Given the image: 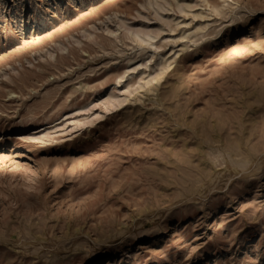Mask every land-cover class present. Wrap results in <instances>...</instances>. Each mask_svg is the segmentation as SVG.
Masks as SVG:
<instances>
[{"label":"rangeland","instance_id":"1","mask_svg":"<svg viewBox=\"0 0 264 264\" xmlns=\"http://www.w3.org/2000/svg\"><path fill=\"white\" fill-rule=\"evenodd\" d=\"M156 1L0 0V264H264V0Z\"/></svg>","mask_w":264,"mask_h":264},{"label":"bare ground","instance_id":"2","mask_svg":"<svg viewBox=\"0 0 264 264\" xmlns=\"http://www.w3.org/2000/svg\"><path fill=\"white\" fill-rule=\"evenodd\" d=\"M148 5H149V6H153V5L159 6L160 4L157 3L156 0H154V4H153V2H152L151 0H149ZM228 7H229V6H228ZM203 28H204V27H203ZM198 30H199V29H198ZM200 31H203V30H200ZM110 34H112V33H110ZM131 35H132V34H131ZM134 36H135V37H138V34L135 33ZM145 36L148 37V38L146 37L147 40H148L149 38H153V37L150 36L149 33H145ZM138 38H139V37H138ZM116 40H118V37L114 36V41H116ZM147 40H146V39L139 38L137 43H138L139 46L147 45V44H148ZM148 46H149V45H148ZM140 66H141V65H140ZM12 98H13V97H12Z\"/></svg>","mask_w":264,"mask_h":264}]
</instances>
